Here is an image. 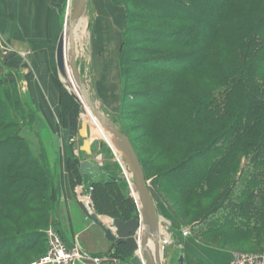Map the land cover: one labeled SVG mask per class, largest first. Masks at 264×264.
I'll list each match as a JSON object with an SVG mask.
<instances>
[{"label":"rangeland","instance_id":"1","mask_svg":"<svg viewBox=\"0 0 264 264\" xmlns=\"http://www.w3.org/2000/svg\"><path fill=\"white\" fill-rule=\"evenodd\" d=\"M106 2H108V0H99V4H96L94 0H89L83 14V22L86 24L85 26L81 25L79 28H76L74 33L75 50H77L76 63L79 76L85 85V89L91 101L101 113H103L104 107L102 106L100 97L97 95L94 86L96 79L90 70L89 63L90 56L92 55L90 43L94 39L91 37L89 24L90 22L92 23L95 16H97V11L95 10L99 8L103 11ZM110 2L112 3L111 0ZM137 2H140V0H137ZM70 3H72V0H66L59 14L61 32H63L67 17L70 15ZM233 3L236 10H239V16L237 15L238 17L235 19L233 18L232 21L235 25L240 26L250 19L254 22L259 20L262 9H264V0H235ZM112 4L115 7L123 8L124 24L126 10H129L131 18L133 19H135L137 15L142 16L141 18L143 21L137 22L133 20L131 30L129 29V31L126 32V37L132 38L130 41L137 45L135 47L139 48L138 50L145 48L147 52H150V50L159 49L155 44L146 40L138 33H135L134 29L138 28V26L169 33L176 32L184 26L180 23L169 22L167 20L150 21L145 15L147 13L151 14L153 10L146 2L134 4L132 1L126 0L125 8L115 5L114 3ZM108 18L109 16L106 17V19ZM226 23L222 25V35H224V33L227 34ZM123 30L124 25L121 32L120 49ZM260 34L264 37V31ZM5 36H7V34L3 35L0 33V92H2L4 83L8 85L7 88L10 90H7V94L4 92L1 93V95H4V98L0 97V142H11L10 137L16 135L18 138L25 139V141L31 145V150L34 152L37 159L46 158L44 156L46 152L50 164L54 167L57 184L58 182L61 183L64 177L67 179V184L70 186L71 190H74L77 186H84L81 196L79 197L76 195L78 205L83 212L84 218L94 226L101 228L100 230L103 234L104 230L102 228H108L112 233L115 232L113 227L114 220L127 222L132 219H137L139 217L137 208L138 203L131 176L126 165L120 160L116 151L106 142L102 141L101 138L98 137L95 140L91 139V134L89 135V125H87V141L89 143L90 153L86 154L81 151L83 140L79 135V130L83 121H85L82 119V107L76 103L70 95L69 90L64 86V81L61 79L56 69L54 54L52 55V59H50V63L52 64L57 78L58 100H55V96H51V101L54 100L53 103L56 105L55 112L53 113V109L50 108L48 99H46L47 96L45 95V98L41 97V103L39 104L44 108V112H42L40 111L38 103H36V101L33 102V94H35V91H32L31 94L28 84L24 82L29 72L22 71L24 69L23 63H26L25 61L29 54L17 53L10 47L9 40H7V38L5 39ZM238 48L239 47H236V49ZM235 54H238V51H235ZM135 55H137V53H135L134 56L131 55L130 59L123 60V69L129 71V74H127V78L129 79H127V82L130 81V76H141L142 74L146 75L149 73L148 70L145 69L146 71L144 73L141 68H139L142 67L141 61L143 59ZM207 55L217 64L218 71L224 76H239L241 56L234 55V59L232 63H230L227 59L232 56L225 54L221 50V46L215 45L209 48ZM14 64H19L20 66H14ZM196 75L197 74L193 77V74H189L191 77L187 78V80L192 78V82L189 84V90L190 87H192L194 94L191 93L194 96L210 99V108L215 107L216 111L212 113V117H215V119L224 117V103L226 102L225 93L228 91L227 88L229 86L225 84L226 86L222 85L216 88V82L207 81V79L205 80V78ZM32 79H35L33 73ZM214 80L216 79L214 78ZM22 81L24 82L23 84L21 83ZM122 81L123 77L120 69L121 85L123 83ZM259 82L264 85V77L259 80ZM25 86L27 89H25ZM30 87L33 88V86ZM145 88L147 87H142L143 90H145ZM47 91H50L52 94L53 88L49 87ZM208 94L209 96H207ZM11 95L14 101H12ZM15 98L17 99L15 100ZM16 101L20 103V106ZM128 104L129 101L127 98L122 116H119V106L117 111H112L108 118L117 126L119 131L129 139L141 164L146 185L154 203L159 222L160 247L162 250L161 264H177L179 256L181 254L183 255V251L186 249V244L190 242H194L203 248L212 249V251L230 252L231 258L229 264H264V208H261L259 212V206L256 204V198L258 197L257 193L262 191L264 185L262 184V188L259 186L258 190L257 187H252V191H248L249 188L245 181L246 178H251L250 174L252 173V167L247 162L248 154H240L241 157L237 156V160L236 157L233 158V162L226 164L221 175L213 178L212 181L208 180L207 177L211 175L213 171V173L218 174V169H205L199 175L195 174V176L192 174L193 172H197V165L199 166L201 164L199 162L202 158V152L208 147L210 142L222 136L225 131H228L226 129L227 127L217 133L218 127L214 126V124H210L211 127L209 128L213 131L211 135H208L204 131L202 132L200 127H197L198 132H196L193 128L196 123H190V126H186L185 133L182 134L181 140L177 141L178 144L171 149L166 140L155 138L152 136L151 131H146V129H144L145 127L143 126L147 123L133 120L135 110L129 109ZM182 109L183 106L179 105V109L168 111L163 117H167L169 123L173 117L175 120H178L177 115L182 113ZM17 111L22 112V116L20 115L17 117ZM193 117L195 118L196 114L193 115ZM226 120L231 122V120ZM184 121L188 124L186 120ZM178 124L179 120L173 125L177 126ZM205 124L209 123L205 122ZM69 125L71 127V132H69L70 135L67 137L66 142H64L63 131L67 130ZM191 128H193L194 131H191L189 134V129ZM14 146H16L17 149V145ZM14 146L12 148H14ZM12 152L13 150L11 153ZM20 153L24 154L25 149L24 151H20ZM74 159L77 160L76 169L73 164ZM82 159L97 165L99 170L104 172L105 175H100L94 179L91 178V180H89L88 175L81 177L77 170H79V164ZM9 161L11 162L13 160L10 159ZM22 162L23 161L20 160L16 166H19ZM24 166H27V164L25 163ZM34 166L42 167L43 164L36 161ZM168 171H173V173L175 172L174 174L185 177V179L177 182L173 185L175 187L169 189V187L166 185L163 186L158 181L159 176ZM14 172H18V170ZM75 172L78 173L77 176ZM26 173V171L23 173L20 171V174ZM107 176H110L116 181L111 182L107 179ZM32 177L34 178L33 175ZM197 177L202 181L197 182L199 184L195 187L194 183H196ZM30 183L33 184V182ZM30 183L24 181L17 185L14 190H16V192H21L24 195V200L26 198L32 201L36 200L35 203L32 204L33 209H35L34 212L39 210L37 208H41V212L34 215L4 208L0 211L2 214L0 217V236H4L5 233H13L15 229H20L25 232H33V228L47 229L45 224L40 226V222L37 220L40 215H47L49 213V208L41 204L40 197L42 194L37 192L33 193L32 191L30 196H26L31 190L29 186ZM110 183L113 184L110 185ZM36 184L35 182L33 185ZM104 186H109V188L106 189ZM181 188L189 192L187 196H181V191H178L181 190ZM47 192L46 190V193ZM247 192L251 193V199L249 201L241 199L238 201L236 200L237 203L235 202V198L240 194L244 196ZM87 196H89L88 205L84 204L82 201V198H86ZM19 198L22 197L17 193L14 199ZM234 206L237 209L242 208L244 216H236L232 210ZM244 209L246 210L244 211ZM258 213L261 216L259 215L260 218L258 221H254L256 223L254 227L250 228V223H253L252 219H249L247 223L243 222V219L246 221L252 215ZM5 214L8 216H4ZM102 221H106L105 224L109 225L104 226V222L102 223ZM240 222H242V224L238 226L237 224ZM227 223H232L235 228H223V226H227ZM49 226L57 229L52 221ZM218 226H220L221 229H217L219 228ZM34 236L33 238L31 237V241L37 240ZM42 240L44 247H42L43 244L37 247L38 256L33 251L25 252L19 257L12 258L8 261H1L0 264H37L46 253L47 239L44 236ZM108 242L113 244L110 241ZM74 244L81 250V254L84 258L86 256L90 260L95 259V257L82 250L81 247L78 246L79 244L76 242ZM136 255L140 257L139 252H137ZM133 256H135V253L131 252L125 245L116 246L113 244L103 257L108 260L111 258V260L115 259L120 263L129 264ZM98 258L100 259V257Z\"/></svg>","mask_w":264,"mask_h":264},{"label":"trees","instance_id":"2","mask_svg":"<svg viewBox=\"0 0 264 264\" xmlns=\"http://www.w3.org/2000/svg\"><path fill=\"white\" fill-rule=\"evenodd\" d=\"M111 1L115 5L125 8L126 0ZM130 1L134 4L148 3L153 12L151 14L147 13L145 17H148L150 21L167 20L184 26L173 33L138 26L134 29L135 33L159 48L150 50V52H147L145 48L138 50L139 48L135 47L137 45L130 41L132 38L126 37V32L129 29L131 30L133 20L138 22L143 21V19L139 15L135 19L131 18L129 10L125 9L126 18L119 53L120 69L123 77L119 116L123 115L128 98V108L135 110L133 120L147 123L143 126L144 129L151 131L152 136L155 138L166 140L171 149L178 144L177 141L181 140L186 126L190 123H196L193 127L196 132H198L197 127H200L202 132L204 131L208 135H211L213 131L209 128L211 127L210 124L218 127L217 133L227 127L228 131H225L219 137L220 139L217 138L219 140L215 139L210 142L202 152V158L199 162L201 164L197 165V172L192 174L195 176V174L199 175L205 169H218V174L213 173V171L207 177L208 180L212 181L213 178L221 175L226 164L233 162L232 159L235 157L237 160V156L241 157L240 154L244 153L248 154L247 162L252 167L251 178H246L248 182L244 181L249 188L248 191L251 192L252 187H257L258 190L259 186L264 185V85L259 82L264 77V37L260 34L264 31V9H262L259 20H256L258 22L250 19L240 26L235 25L232 21L233 18L239 16V10H236L235 2L233 3L235 0ZM225 23L227 24V34L222 35L221 29ZM214 45L221 46V50L232 57L234 55L241 56L238 77H226L218 71L217 64L207 55L209 48ZM236 47L239 48L236 49ZM235 51H238V54H235ZM135 53H137L136 57L143 59L141 61L142 67L139 68L144 73L146 70L149 73L141 76H130V81L127 82L129 71L123 69V60L130 59V56H134ZM232 57L228 58L227 61L232 63L234 59ZM189 74H193V77L197 74L196 76H201L207 81L216 82V88L222 85L229 86L228 91L225 93L224 117H218L217 119L212 117V113L216 111L215 107L210 108V99L193 95L192 87L189 90L192 78L187 80L188 77L192 76H189ZM4 84L2 92L7 94L9 88H7V84ZM142 87L147 88L143 90ZM2 92H0V97L4 98V95H1ZM11 98L14 101L12 95ZM16 102L18 103V101ZM18 105L20 106V103ZM179 105H182L183 109L182 113L177 115L179 124L174 126L173 124L178 120L173 117L169 123L167 117H163V115L168 111L179 109ZM195 114L196 117L194 118L193 115ZM16 115L17 117L22 116V112L17 111ZM226 119L231 120V122ZM205 122L209 124H205ZM193 128L189 129V134L194 131ZM10 138L11 142H0V211L8 208L34 215L41 212V208H37L39 210L34 212L35 209H33L32 204L36 200L32 201L27 198L24 200V195L14 190L17 185L24 181L33 182V184L36 182V185L30 183L31 190L26 196H30L32 191L33 193L42 194L40 197L41 204L49 208V213L40 215L37 221L40 222V226L45 224L49 227L57 209L58 184L55 180L54 167L50 164L46 152L45 155L42 153L46 158L37 159L31 150V145L25 139L18 138L16 135ZM13 144L17 145V149ZM13 146L14 148H12ZM24 149L25 153L21 154L20 151H24ZM10 159L13 161L10 162ZM20 160L23 162L16 166ZM36 161L41 162L43 168L34 166ZM25 163L27 166H24ZM73 164L75 168L77 160L74 159ZM15 170H18V172H14ZM20 171L22 173L26 171L27 173L20 174ZM174 173L173 171L163 173L159 176L158 181L163 186L166 185L171 189L175 187L174 184L185 179V177ZM75 175L77 176L78 173L75 172ZM199 181L202 180L197 177V181L194 183L195 187L198 186L199 183L197 182ZM104 188L107 189L109 186H104ZM183 189L181 188L178 191H181V196L185 197L189 192ZM250 192H247L244 196L240 194L235 198V202L241 199L249 201L251 199ZM17 193L23 200L22 198L14 199ZM257 194L256 204H258L260 212L261 208H264V188ZM232 210L236 216H244L242 208L237 209L234 206ZM1 215L0 212V217ZM259 215V213L250 215L251 217L246 221L243 219V222L247 223L249 219H252L253 223H250V228H252L260 218L261 215ZM4 216L8 215L5 214ZM241 224L242 222L237 225ZM226 225L223 228H235L232 223ZM218 227L217 229H221L220 226ZM32 230L34 231L25 232L15 229L13 233H5L4 236H0V262L19 257L25 252L33 251L38 256L37 247L43 244L44 239L42 240V238L45 236V229L33 228ZM33 236L37 240L31 241ZM42 247H44V244Z\"/></svg>","mask_w":264,"mask_h":264},{"label":"crops","instance_id":"3","mask_svg":"<svg viewBox=\"0 0 264 264\" xmlns=\"http://www.w3.org/2000/svg\"><path fill=\"white\" fill-rule=\"evenodd\" d=\"M94 1L99 4V0ZM65 3L66 0H0V33L7 34L10 47L17 53L29 54L26 63H23L24 69H21L29 72L24 82L28 84L30 93L35 91L33 102L38 103L42 112L44 108L39 104L41 97L47 96L46 99L53 113L56 105L53 103L54 100L51 101V96H55V100H58L57 78L50 59L53 54L55 59L56 45L62 33L59 14ZM103 8H105L103 11L99 8L95 10L97 16L89 24L91 37L94 38L90 43L92 55L89 63L90 70L96 79L94 86L97 95L104 107L103 114L109 117L112 111H117L120 106L119 50L124 10L121 7H115L110 0ZM107 16H109L108 19H106ZM83 17L79 21V26L86 24L83 22ZM14 66L20 65L14 64ZM32 73L35 75L34 80ZM49 87L53 88L52 94L47 91ZM25 89H27L26 86ZM89 125L92 127L94 124L89 122ZM78 187L72 191L64 177L61 183L58 182L57 209L52 220L56 230L61 234L68 248H72L76 242L89 255L95 258L100 257V264H123L115 259L108 260L103 257L113 244L107 241L101 228L84 218L76 199L75 191ZM82 201L87 204L85 198H82ZM103 222L104 226L109 225L105 224L106 221ZM183 258L184 264H229L231 254L227 251H212L190 242L186 244ZM80 264L94 263L86 261Z\"/></svg>","mask_w":264,"mask_h":264},{"label":"water","instance_id":"4","mask_svg":"<svg viewBox=\"0 0 264 264\" xmlns=\"http://www.w3.org/2000/svg\"><path fill=\"white\" fill-rule=\"evenodd\" d=\"M75 4L71 8L70 15L63 32L61 33L56 50H55V65L56 69L64 81V86L72 80L75 84L78 94L82 97L83 103L91 112L93 119L99 128L108 135L110 144H108L118 154L120 160L126 165L127 170L131 176L132 185L136 192L137 208L139 217L127 222L120 220L113 221L114 233L108 228L104 230L105 238L112 242L114 245H125L131 252L141 253V258L133 256L129 264H161L162 250L160 247V227L154 203L152 201L150 192L147 188L141 164L130 144L129 139L119 131L116 125L101 113L98 108L91 101L85 85L81 80L76 63V50H75V29L83 16L89 0H74ZM5 39L7 36L4 37ZM67 40V41H66ZM67 54V59H66ZM67 72V74H66ZM69 77V78H68ZM68 79V81H67ZM68 89V88H67ZM72 98L76 103L82 107L78 98L69 91ZM71 132L70 125L68 129L63 131V141L66 142L67 137ZM79 135L83 140L81 151L86 154L90 153L88 138V130L85 124H82ZM79 175H84L91 178H96L100 175H105L101 172L97 165L82 159L79 164ZM111 182L116 180L107 176ZM138 236V237H136ZM177 264H183V255L178 258Z\"/></svg>","mask_w":264,"mask_h":264},{"label":"built area","instance_id":"5","mask_svg":"<svg viewBox=\"0 0 264 264\" xmlns=\"http://www.w3.org/2000/svg\"><path fill=\"white\" fill-rule=\"evenodd\" d=\"M83 188L84 186H79L77 188V196H81ZM85 201L88 205L89 196L85 198ZM44 234L47 239L46 253L37 264H80L86 261H92L94 264L101 263V260L98 258L93 260L88 259L86 256L84 258L81 254V250H79L75 245L72 248H68L61 234L54 227H47Z\"/></svg>","mask_w":264,"mask_h":264},{"label":"bare ground","instance_id":"6","mask_svg":"<svg viewBox=\"0 0 264 264\" xmlns=\"http://www.w3.org/2000/svg\"><path fill=\"white\" fill-rule=\"evenodd\" d=\"M75 4V1L72 0V3H71V8L73 7V5ZM70 8V9H71ZM71 11V10H70ZM81 20V19H80ZM79 24V23H78ZM77 24L76 28L79 27V25ZM67 41V40H66ZM66 59H67V54H66ZM67 74V72H66ZM69 78V77H68ZM68 81V79H67ZM66 88H68V90L74 94L79 102L82 104V119H84L85 121H83V124H85L86 126L89 125V122L94 124L92 127L89 125L90 127V131H89V135L91 134V139L95 140L96 138H98L100 135H101V139L102 141L108 143L111 145L110 143V140H109V137L108 135H106L104 133V131H102L99 126L96 124V121L93 119L92 115H91V112L89 111V109L86 107V105L83 103V100H82V97L78 94L77 90H76V87H75V84L72 80L69 81L68 84H66ZM135 191V190H134ZM136 194V192H135ZM138 237V236H136ZM139 252V251H138ZM137 253V252H136ZM135 253V257H138ZM140 253V252H139ZM164 256V255H163ZM141 260V253H140V257H139Z\"/></svg>","mask_w":264,"mask_h":264}]
</instances>
